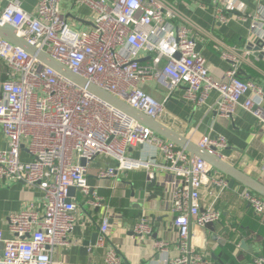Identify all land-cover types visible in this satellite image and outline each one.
Wrapping results in <instances>:
<instances>
[{"label":"built area","instance_id":"2783aa9c","mask_svg":"<svg viewBox=\"0 0 264 264\" xmlns=\"http://www.w3.org/2000/svg\"><path fill=\"white\" fill-rule=\"evenodd\" d=\"M62 1L38 0L35 12L27 13L19 0H9L0 13V24L13 26L38 51L148 118L160 121L166 114L167 100H157L143 90L144 84L155 81L169 93L183 88V100L199 107L214 92L218 95L215 111L220 116L232 118L240 108L251 113L264 130V89L239 77L241 58L224 54L231 68L220 77L213 76L206 59L196 51L192 33L197 27L168 1L75 0L92 11L93 28L87 31L73 27L61 9ZM255 1L259 4L255 16L242 14L235 0H225L216 19L219 24L227 23L224 11H236L239 19L250 20L249 42L253 48L261 46L255 51L264 58V0ZM0 63L6 66L0 86V128L8 141V148L0 149V179L43 193L42 211L30 206L11 214L10 238L0 230L4 248L0 264H59L54 255L57 249L71 245L77 225L78 204L70 190L80 191L92 208L102 204L88 182L89 165L99 156L117 164L101 169L99 181L116 178L119 172L144 170L150 184L157 182V169L163 171L166 176L159 184L171 198L169 212L179 234L180 255L172 263L208 264L192 249V225L204 228L220 221L221 212L215 205L204 207L202 190L211 182L225 189L226 179L213 176L216 171L202 159L192 164L184 149L1 37ZM145 145L155 146L160 160L155 154L144 160L129 156V148ZM197 145L225 159L222 152L228 143L224 136L204 135ZM23 151L29 161L22 160ZM242 198L264 218V198L249 190ZM110 227V220L104 218L96 247L107 246ZM134 231L141 236L153 234L145 218ZM157 247L167 251L166 244ZM105 264H122L116 249H107ZM248 264H264V256H255Z\"/></svg>","mask_w":264,"mask_h":264},{"label":"crops","instance_id":"0c3cea01","mask_svg":"<svg viewBox=\"0 0 264 264\" xmlns=\"http://www.w3.org/2000/svg\"><path fill=\"white\" fill-rule=\"evenodd\" d=\"M8 1L0 3V13ZM19 1L27 13H34L38 6V0ZM166 1L197 27L192 33L197 43L196 51L206 59L213 76L220 77L231 68L224 54L236 55L241 58L239 77L264 89V58L255 48L250 49V20L239 19L236 11H224L227 23H217V12L224 9L225 0ZM235 1L244 10L242 14L256 15L259 4L255 0ZM61 9L75 29L87 31L93 28L92 11L87 6L76 4L75 0H63ZM261 31L264 32V26ZM247 50L252 54L246 55ZM5 75L6 66L0 63V86ZM142 87L157 100H167L166 114L159 122L195 144L204 135L224 136L228 143L222 152L224 161L264 186V130L251 113L239 108L232 118L220 116L215 111L218 95L214 92L199 107L183 100V88L169 93L155 81H149ZM7 148V138L0 128V149ZM128 154L143 160L155 154L160 160V151L153 145L129 148ZM21 158L30 160L26 151L22 152ZM116 165L113 159L103 156L95 158L89 165L88 182L102 198V204L92 208L84 195L76 191L77 225L70 236L71 245L57 249L55 262L105 264V255L110 247L121 255L122 264H173L172 261L179 257V234L173 225L174 216L169 212L171 198L159 184L165 173L157 169L156 184H148L144 170L119 172L116 178L99 181L101 169L115 168ZM212 175L228 181V177L218 171ZM246 190L249 189L238 182L231 187L229 181L225 189L211 182L202 190L204 207L215 205L221 212V219L216 224L204 228L192 225V249L208 264H248L255 256H264V218L256 215L242 198ZM30 206L43 210V193L38 188L0 179V230L5 238L12 236L8 217ZM104 218L110 220L109 242L104 248L93 247L91 242L98 240ZM142 218L151 224V236L135 233L134 228ZM158 243L166 244L165 253L157 247ZM3 250L0 243V257Z\"/></svg>","mask_w":264,"mask_h":264},{"label":"water","instance_id":"95a60500","mask_svg":"<svg viewBox=\"0 0 264 264\" xmlns=\"http://www.w3.org/2000/svg\"><path fill=\"white\" fill-rule=\"evenodd\" d=\"M0 37L10 42L14 46H17L25 50L31 56L37 58L41 63L45 64L46 66L56 71L60 76L64 77L66 80L74 83L75 85L83 89H86L90 94L94 95L101 101L107 103L109 106L127 115L128 117L136 120L142 125L150 128L154 133H156L161 138L166 139L176 144L178 147L184 149L190 154L192 164L195 162L196 158L202 159L207 163H209L214 168L215 171H218L223 175L227 176L231 187H233L238 182L244 185L252 192H254L255 194L264 198V186L261 183L245 175L244 173H242L241 171H239L237 168L230 165L226 161L208 154L205 150L201 149L197 144L190 141L186 137L181 136L177 132L173 131L172 129L164 125L163 123L148 118L142 113L134 110L132 107H130L122 100L108 94L107 92H104L103 90L99 89L98 87L92 84L87 83L84 79L72 73L68 68L64 67L57 61L53 60L45 53L38 51L34 46L28 44L25 40L20 38L17 35V31L13 26L9 24H5V25L0 24ZM251 47H253L252 44L250 45V49ZM260 47L261 46L256 47L255 50L259 51ZM82 164L85 165L86 164L85 161H83ZM151 184H156V181H153ZM75 194H76V190L72 188L70 190V197L73 198ZM96 241L93 240L91 242V245L93 247H95ZM85 247L88 248L89 244L86 243Z\"/></svg>","mask_w":264,"mask_h":264}]
</instances>
